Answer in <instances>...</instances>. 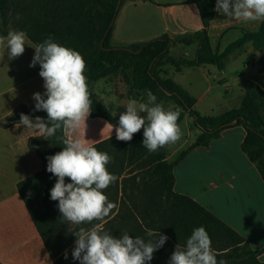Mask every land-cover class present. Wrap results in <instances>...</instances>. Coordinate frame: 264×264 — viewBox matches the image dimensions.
<instances>
[{"label": "trees", "instance_id": "16d2710c", "mask_svg": "<svg viewBox=\"0 0 264 264\" xmlns=\"http://www.w3.org/2000/svg\"><path fill=\"white\" fill-rule=\"evenodd\" d=\"M126 1L135 0H121L119 7L118 0H0V26L6 28L11 24L16 30L25 31L33 45L51 37L54 42L80 52L87 65L85 75L92 101L89 114L92 118H102L118 126L119 115H112L98 101L92 90L93 82L111 74L122 76L127 85L128 98L147 103V92L150 90L157 97L156 102L162 104L165 110H179V124L188 115L198 134L190 146L177 152L172 161L166 160L168 145L155 152H149L142 145L143 129L134 134L131 141H119L118 148H109L110 144L117 140L116 136L94 145L98 151L106 152L111 157L107 168L117 178L124 172V163L126 168L130 167L126 177L113 183L115 195L114 198H111L113 195L107 196L108 199H112L116 204L119 187L125 191V183L131 181V188L135 190L141 187L144 199L150 201L159 214L156 199H163L164 209L159 215L160 221L157 219L160 226L158 230L154 229V232L163 231L168 241L174 245L173 248L176 245L185 247L193 230L202 226L211 238V246L230 250V254H216L218 262L229 258V264H264V261L258 260L263 251L251 250L237 233L209 211L191 198L173 191V168L193 148L207 147L211 141L218 139L224 130L233 126L244 128L246 134L241 150L256 166L264 182V22H261L255 31L242 30V35L223 52H213L207 28L213 19L217 0H190L198 8L203 26L200 31L162 35L146 42L116 45L112 43L114 21L120 6ZM0 35L6 36L7 33ZM176 44L197 45L195 58L176 60L171 57L169 48ZM246 44H250L254 51L259 53L258 72L250 80L243 82L244 95L240 106L221 115H200L194 108L195 100L171 79L161 76L164 72L160 67L165 64H170L175 70L213 65L221 71L225 68L226 58ZM34 105L35 103L16 109L9 116L8 122L19 123L21 113L47 120V113L34 111ZM233 121H236L234 125L231 124ZM64 138L63 129L47 139L42 136L30 138L28 147L41 159L43 169L17 185L53 259V248L47 232L53 228L49 221L51 206L58 202L50 198V190L57 177L46 170V157L63 150ZM135 169L141 171L132 174ZM66 180L70 181L68 178ZM115 212L116 208L113 209L110 219H107L105 227L106 231L117 236L119 231L113 224L118 217V214L113 216ZM129 231L133 238L142 236L137 233L136 227H131ZM147 236L145 234L141 238L147 240ZM54 264H57L56 260Z\"/></svg>", "mask_w": 264, "mask_h": 264}, {"label": "crops", "instance_id": "0c3cea01", "mask_svg": "<svg viewBox=\"0 0 264 264\" xmlns=\"http://www.w3.org/2000/svg\"><path fill=\"white\" fill-rule=\"evenodd\" d=\"M215 8L207 28L213 52H223L242 35V30L255 31L261 23L237 22L225 18ZM202 28L198 8L190 0L126 1L115 18L112 43L146 42L162 35L194 33ZM196 51L197 45L176 44L169 48V55L176 60H192ZM34 52L32 47L25 45L23 55L9 60L6 49L0 48V264H54L17 188L19 182L43 169L41 159L28 147V140L39 135L19 123L8 122L16 109L35 103L34 93L45 92L44 81L39 76L40 65L29 67ZM258 57L259 53L246 44L226 58L221 71L213 65L175 70L165 64L160 67L164 72L161 76L185 90L195 100L194 108L200 115L218 116L240 106L244 95L242 84L257 74ZM92 90L112 115L126 111L125 105L130 98L120 74L93 82ZM107 123L89 115L73 136L88 140L94 146L116 136L115 127L111 132ZM179 126L181 138L168 145L167 161H172L177 152L190 146L198 134L188 115ZM245 134L242 126H233L207 147L193 148L173 168V191L209 211L237 233L251 250L263 251L258 260L264 261V182L256 166L241 150ZM119 145V140H114L109 148ZM124 167L119 181L130 168H126V163ZM139 171L135 169L132 174Z\"/></svg>", "mask_w": 264, "mask_h": 264}, {"label": "clouds", "instance_id": "9594fccd", "mask_svg": "<svg viewBox=\"0 0 264 264\" xmlns=\"http://www.w3.org/2000/svg\"><path fill=\"white\" fill-rule=\"evenodd\" d=\"M215 10L237 22H264V0H217ZM25 45L35 50L29 67L40 65L39 76L45 89L43 94H33V110L46 112L47 120L21 113L19 124L45 139L54 136L58 130L65 131L63 150L46 157V170L57 177L50 198L58 201L63 220L76 225H92L73 232L77 238L73 259L80 264L150 262L168 237L160 231L148 230L149 237L158 238L146 242L128 233L117 237L104 230L103 225L116 208L104 190L118 178L108 171L111 157L106 152L98 151L88 140L73 136L91 113L92 104L85 75L87 65L82 54L54 42L51 37L32 45L22 30H9L6 36L0 35V48L6 49L9 60L23 55ZM147 97V103L130 99L125 105L126 111L119 115L118 126L111 123L106 126L111 132L115 127L116 139L124 142L131 141L134 134L143 129L142 145L149 152H155L181 138L180 112L165 110L150 90ZM66 178L71 182L66 183ZM211 245L206 229L198 227L187 239L185 247L176 245L169 264H225L222 260L217 261Z\"/></svg>", "mask_w": 264, "mask_h": 264}, {"label": "rangeland", "instance_id": "374dc122", "mask_svg": "<svg viewBox=\"0 0 264 264\" xmlns=\"http://www.w3.org/2000/svg\"><path fill=\"white\" fill-rule=\"evenodd\" d=\"M9 30L16 29L11 24H9L6 28L0 26V33H8ZM233 69L235 70V68H230V70ZM167 106H169V104ZM126 176L127 173H125V177ZM145 181H147V179ZM65 182L69 183L71 181L65 180ZM131 184V181H127L125 183V191H122V187L121 189L119 187V191L117 193V207L116 212L113 214V216L118 214L117 219L113 221L114 226L119 231L117 237L123 235L124 233H128L130 235L129 229L131 227H136L138 231L137 233L140 236H143L145 234L147 235L148 230H158L160 226L159 215H161L164 209L163 199H156L157 207L160 211L159 214L158 211L154 210L155 207H153L151 202L144 199L145 197L142 188L139 186L140 188L134 190V188H131ZM111 186H109L105 191L107 196L110 197L113 195L111 198H114L115 188L113 184ZM109 201L113 202L110 198ZM49 215V221L53 228H51L47 233H49L48 239L53 248L54 260H56L57 264H80L78 260H74L72 257V251L75 247V241L77 239L73 232L78 231L80 227L90 228L92 225H76L63 220L62 214L58 209V202L52 204ZM93 223L97 222L94 221ZM103 227L106 231L107 228L105 227V224ZM160 233L165 235L163 231ZM157 238L158 237L147 236V240ZM147 240L145 241L147 242ZM173 247L174 245L167 240L165 244L153 254V259L147 264H169L170 257L175 250ZM211 247L215 254H230V250H222V247ZM65 254H67V259H65ZM229 260L231 259L225 258L222 261H224L225 264H229Z\"/></svg>", "mask_w": 264, "mask_h": 264}, {"label": "water", "instance_id": "95a60500", "mask_svg": "<svg viewBox=\"0 0 264 264\" xmlns=\"http://www.w3.org/2000/svg\"><path fill=\"white\" fill-rule=\"evenodd\" d=\"M121 0H118L117 7H119ZM236 121H233L231 124L234 125Z\"/></svg>", "mask_w": 264, "mask_h": 264}]
</instances>
